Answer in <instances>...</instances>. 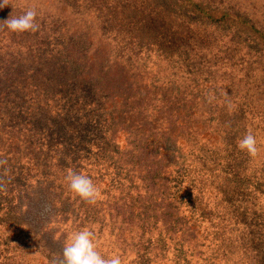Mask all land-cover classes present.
I'll use <instances>...</instances> for the list:
<instances>
[{
  "label": "trees",
  "instance_id": "obj_1",
  "mask_svg": "<svg viewBox=\"0 0 264 264\" xmlns=\"http://www.w3.org/2000/svg\"><path fill=\"white\" fill-rule=\"evenodd\" d=\"M85 23L72 34L69 52L48 55L42 49L35 55L26 47L23 57L8 63L0 58V192L15 199L0 205V227L7 230L0 232V264H19L27 251L53 264L62 259L71 234L101 225L107 234L94 241L104 258L113 251L111 237L133 240L134 257L122 264H203L211 257L212 264H262L264 250L246 249V230L236 234L240 244L230 242V217L243 219L240 210L246 209L235 195L246 192V183L231 172L229 150L218 162L219 152L203 150L196 130L185 128L193 127L186 95L199 94L184 87L176 70L166 73L162 61H152L157 55L181 68L171 54L175 31L168 29L169 44L162 45L158 28L141 26L139 36L125 38L121 46L118 27L105 21L119 46L111 65L98 51V59L85 58L90 27ZM212 130L222 131L216 120ZM102 132L116 136L128 158L113 155ZM109 157L113 163L105 160ZM103 160L118 167L119 178L103 172ZM116 160L120 165L130 160L133 174ZM69 171L92 179L100 193L95 204L70 190ZM70 206L84 216L79 223L72 218L69 227ZM201 219L209 224L200 229Z\"/></svg>",
  "mask_w": 264,
  "mask_h": 264
},
{
  "label": "rangeland",
  "instance_id": "obj_2",
  "mask_svg": "<svg viewBox=\"0 0 264 264\" xmlns=\"http://www.w3.org/2000/svg\"><path fill=\"white\" fill-rule=\"evenodd\" d=\"M171 1L170 6L169 1L166 4V0H9V7L0 8V22L11 15H23L31 8L37 13L35 22L38 30L15 33L0 25L1 61L8 63L10 58L25 56L29 53L26 47L31 48L35 55L42 49L48 55H55L56 52L63 54L65 50L69 52L74 42L72 34L84 28L85 22L90 24L85 58L93 55L98 59V51L111 65H114L112 60L119 54V46L111 39L114 34L112 28L105 29V21L118 27L115 37H118L116 39L121 46L125 38H131L134 34L138 37L141 26L158 28L162 45L169 44L168 29L175 31L172 35L174 41L171 54L172 58L181 61V68L177 70L168 64L166 58L157 55L152 56V61L154 57L162 61L166 73L176 70L185 88H192L194 93L201 94L193 96V99L186 95L189 97L186 105L190 106L186 112H190L189 123L193 125L185 127L186 130H196L198 144L203 150L218 151V162L225 160L223 152L229 150L231 172L246 183V192L235 195V199L240 200L239 204L245 205L246 209L240 210L243 219H240V215H235L236 219L230 217L231 222L234 220L231 245L240 244L236 234L242 228L250 236L246 243L248 252L256 248L264 250V0ZM175 10L179 11L180 16L173 17ZM131 20L132 23H129ZM109 46L112 47L108 49ZM159 67L160 64L155 65L156 69ZM193 76L197 80L191 83ZM215 120L222 131L212 130ZM249 131L257 140L259 152L256 157H251L238 147V142ZM118 136L122 137L119 131ZM101 138L104 145L114 152L113 155L128 158L127 151L119 150V139L116 136L102 132ZM129 148L130 146L127 147ZM98 154L100 153L92 155L94 161ZM104 157L102 154V158ZM14 159L12 157V165L17 169L18 161L13 162ZM105 160L114 162L111 157ZM105 160L102 164L103 172L109 178H119L115 172L118 167L107 164ZM117 162L120 165V160H116ZM120 166L133 174L130 160ZM138 171L144 174L143 169ZM126 176L131 177L127 173ZM9 203H15L14 196L8 198L0 192V205L6 206ZM82 207L83 202L80 204V208ZM2 210L3 208L0 211ZM65 216L70 227L72 218L74 223H79L84 215L81 209L70 206L66 209ZM201 220L200 229L209 224V220ZM91 230L94 239L104 237L108 231L104 225L100 228L94 226ZM0 232L5 234L7 230L0 227ZM111 238L116 241L108 256L119 255L122 261L129 263L135 254L131 244L133 240L121 243L117 236ZM211 259L212 257L204 260L203 264H212ZM248 262L252 264V261ZM43 263L36 253L27 251L22 253L19 264Z\"/></svg>",
  "mask_w": 264,
  "mask_h": 264
},
{
  "label": "clouds",
  "instance_id": "obj_3",
  "mask_svg": "<svg viewBox=\"0 0 264 264\" xmlns=\"http://www.w3.org/2000/svg\"><path fill=\"white\" fill-rule=\"evenodd\" d=\"M9 7V0H0V8ZM37 13L34 9H28L23 15H12L0 25L6 26L15 33L35 32L38 25L35 22ZM238 147L246 151L251 157H256L259 148L256 137L249 131L239 142ZM70 190L82 201L95 204L100 196L98 188L91 178L86 175L69 171L67 176ZM53 264H122L119 255L104 258L97 251L94 241V233L85 227L74 232L68 238L62 250V259L53 261Z\"/></svg>",
  "mask_w": 264,
  "mask_h": 264
}]
</instances>
